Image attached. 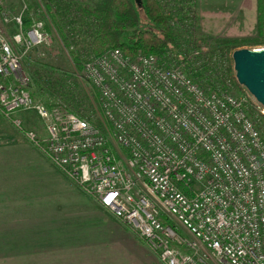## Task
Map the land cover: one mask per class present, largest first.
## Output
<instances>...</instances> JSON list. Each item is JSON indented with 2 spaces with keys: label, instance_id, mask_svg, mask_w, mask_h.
<instances>
[{
  "label": "built area",
  "instance_id": "obj_1",
  "mask_svg": "<svg viewBox=\"0 0 264 264\" xmlns=\"http://www.w3.org/2000/svg\"><path fill=\"white\" fill-rule=\"evenodd\" d=\"M25 11H2L0 116L161 264H264V132L248 101L156 55L107 49L84 64L100 103L99 123L83 120L33 97L24 61L54 38L42 21L25 28Z\"/></svg>",
  "mask_w": 264,
  "mask_h": 264
},
{
  "label": "crops",
  "instance_id": "obj_2",
  "mask_svg": "<svg viewBox=\"0 0 264 264\" xmlns=\"http://www.w3.org/2000/svg\"><path fill=\"white\" fill-rule=\"evenodd\" d=\"M195 12L214 38L264 43V0H196ZM131 233L0 117V264H108L100 251L112 260L139 244Z\"/></svg>",
  "mask_w": 264,
  "mask_h": 264
},
{
  "label": "trees",
  "instance_id": "obj_3",
  "mask_svg": "<svg viewBox=\"0 0 264 264\" xmlns=\"http://www.w3.org/2000/svg\"><path fill=\"white\" fill-rule=\"evenodd\" d=\"M195 3L196 0H143L141 8L146 20L158 28L151 30L141 28L139 5L134 0H42L51 27L69 51L79 73L84 71V64L92 56L107 49H119L129 57L139 53L156 55L169 66H183L204 89L229 92V87L233 86L229 81L230 75L238 86L241 85L233 66L227 71L222 69L224 50L208 53L201 47L198 49L190 38L184 36L189 34L193 37ZM45 27L50 32V28ZM82 37L89 42L83 49V53H88L84 63L82 50L77 49ZM197 49L200 54L194 55ZM237 49L234 46V52ZM35 76L37 83L31 90L34 98L44 102L60 101L79 118L94 124L96 106L100 101L93 88L90 96H83L80 90L86 85L84 79L66 76L46 79L39 71ZM250 114L254 116L253 112ZM258 120V127L264 132V115L260 114Z\"/></svg>",
  "mask_w": 264,
  "mask_h": 264
},
{
  "label": "rangeland",
  "instance_id": "obj_4",
  "mask_svg": "<svg viewBox=\"0 0 264 264\" xmlns=\"http://www.w3.org/2000/svg\"><path fill=\"white\" fill-rule=\"evenodd\" d=\"M100 1V0H92ZM143 1V0H141ZM137 4V2L134 0ZM0 25L3 23V15L2 11H6L8 14H20L24 9L26 10L24 13V21H25V28H29L35 21H42L46 26L50 28V32L53 35V42L49 46H42L38 48L32 49L29 54L27 55L24 61V67L26 72L31 77V90L35 87L37 83V78L35 76V72L39 71L46 79L51 76H66L69 78H78L84 79L86 81V85L82 87L80 90L83 93V96H90L91 86L87 82L85 78V72H78L69 51L66 49L58 35L54 32L51 24L45 15V10L42 4V0H1L0 4ZM139 7V6H138ZM140 18L142 22V29H151V30H158L157 27L151 25L145 18V14L141 8L139 7ZM196 16V14H195ZM195 26L193 31V37H190L189 34H185V38L189 39L195 43V46L199 49L200 47L204 49V51H221L220 49L224 50L225 56L222 59V69L228 70L229 68H234V61H233V54H234V46H236L237 50L240 49H259L264 48V43H260L259 40L255 39H236L235 37L224 39L214 38L209 31L207 33L206 30L202 29V27L197 22V17L195 19ZM194 24V22H193ZM194 26V27H195ZM200 26V27H199ZM4 30L6 34L11 37L14 33L15 29L12 25L4 26ZM192 34V33H190ZM88 41L85 37L79 38V45L77 49H81L83 58V63L87 59V52L83 53V49L88 46ZM196 50L193 53L200 54V50ZM219 54V53H218ZM191 55V54H190ZM218 58V56H215ZM219 59V58H218ZM229 81H232L229 87V92L231 94H235L237 96H241L248 101V110L249 113L253 112L254 116L251 115L252 119L259 124V115L263 114L264 108L255 100V98L248 92V90L243 86H238L235 81L233 80V75H230ZM99 105V104H98ZM97 105V106H98ZM96 106V107H97ZM97 111V110H96ZM264 115V114H263ZM1 117V116H0ZM2 118V117H1ZM22 119L25 120L27 130L35 132L38 136L43 135V128L41 125L40 120L35 117L33 114H26ZM4 119V118H3ZM5 120V119H4ZM6 121V120H5ZM7 122V121H6ZM99 119L94 118V124H98ZM11 127H13L11 125ZM16 129V128H15ZM17 130V129H16ZM18 131V130H17ZM26 138V136H24ZM29 141V140H27ZM30 142V141H29ZM31 143V142H30ZM32 144V143H31ZM36 160H33L35 163ZM35 165V164H34ZM10 167H15L14 163L10 164ZM31 167L28 166V169ZM2 169H10L8 166H4ZM6 178H11L10 174H4ZM134 237L139 239L135 234L131 233ZM139 244L135 241H129L126 246L120 247L114 251L112 254H109L112 260H109L108 255L101 253L100 251V259L102 257L103 262H108V264H161L157 257L151 254L143 242L138 240ZM122 249H130L134 251L133 253H125L122 257H119V260H114V258H118L121 255Z\"/></svg>",
  "mask_w": 264,
  "mask_h": 264
},
{
  "label": "water",
  "instance_id": "obj_5",
  "mask_svg": "<svg viewBox=\"0 0 264 264\" xmlns=\"http://www.w3.org/2000/svg\"><path fill=\"white\" fill-rule=\"evenodd\" d=\"M139 7L141 0H135ZM239 84L264 108V48L240 49L233 54Z\"/></svg>",
  "mask_w": 264,
  "mask_h": 264
}]
</instances>
